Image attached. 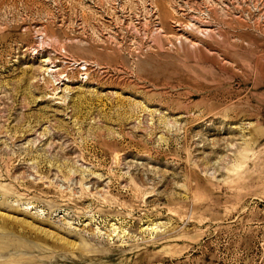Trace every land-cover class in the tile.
<instances>
[{"label":"rangeland","instance_id":"obj_1","mask_svg":"<svg viewBox=\"0 0 264 264\" xmlns=\"http://www.w3.org/2000/svg\"><path fill=\"white\" fill-rule=\"evenodd\" d=\"M0 264H264V0H0Z\"/></svg>","mask_w":264,"mask_h":264},{"label":"built area","instance_id":"obj_2","mask_svg":"<svg viewBox=\"0 0 264 264\" xmlns=\"http://www.w3.org/2000/svg\"><path fill=\"white\" fill-rule=\"evenodd\" d=\"M61 58L64 60L65 64L74 65L77 68H79L80 71H82L84 73L82 80L87 79L88 76H87L86 70L89 66L88 62L82 61V60H76V59L70 57L64 50H62V52H61ZM60 79L62 81H64V80L68 81V78L66 75L61 76Z\"/></svg>","mask_w":264,"mask_h":264},{"label":"bare ground","instance_id":"obj_3","mask_svg":"<svg viewBox=\"0 0 264 264\" xmlns=\"http://www.w3.org/2000/svg\"><path fill=\"white\" fill-rule=\"evenodd\" d=\"M41 61H42V60H41ZM41 61H40V62H41ZM45 62H47V61H44V63H45ZM41 63H42V62H41ZM44 63H43V64H44ZM46 66H47V65H46ZM42 67H43V66H42ZM48 69H49V68H48ZM50 71H53V70H50Z\"/></svg>","mask_w":264,"mask_h":264}]
</instances>
